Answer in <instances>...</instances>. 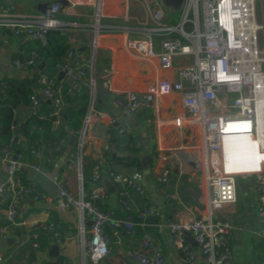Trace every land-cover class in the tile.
Masks as SVG:
<instances>
[{
	"label": "built area",
	"instance_id": "built-area-1",
	"mask_svg": "<svg viewBox=\"0 0 264 264\" xmlns=\"http://www.w3.org/2000/svg\"><path fill=\"white\" fill-rule=\"evenodd\" d=\"M0 1L3 2L0 5V29L10 30L14 36L24 37L41 47L48 42V30L63 32L66 26H80L66 24L58 18L63 8L57 0H27L42 4L41 10L27 13L18 10L16 0ZM65 1L66 7L100 6V0ZM120 1L124 11L122 26L115 29L123 35L124 50L130 57L151 64L155 75L152 90L141 93L132 89L123 91L114 96L113 106L125 116L150 106L156 117L149 122L156 130L168 127L175 130L172 147L167 151L157 147L149 161L155 179L167 184L172 172L170 163L181 159L183 167L190 168L189 178L196 181L200 190L197 211L190 220H164L174 246L181 252L182 264H228L232 259L229 242L233 238L234 227L222 219L220 211L235 204L240 176L251 177L254 182L259 223L255 236L264 240V62L254 61L256 51H259L257 55L262 54L258 32L264 30L256 21L258 0H181L178 9L164 6L161 0ZM189 13L193 15L191 19L188 18ZM186 24H190L191 31L185 30ZM254 24L257 28L252 31L251 25ZM98 30L96 27V34ZM37 59V53L31 51L29 57L14 58L11 64L19 73L27 74L35 69ZM54 67L53 74L40 73L37 80L40 99L49 101L55 109L57 119L53 128L60 125L64 88L68 93L75 88L88 90L87 112L77 134L74 151L64 153L68 146L66 138H61L55 145L32 146L29 160L13 154L9 145L1 149L0 173L3 172L5 177L0 178V197H6V205L0 209L3 223L0 224V241H7L20 224L16 219L23 197L32 195L34 201L44 197L49 199L37 193L35 184H24L17 172L28 168L46 175L41 164L52 166L64 153L62 165L77 177L78 190H70L57 173H50L48 179L61 200L56 208L59 211L71 209L79 215L83 256L90 264H101L111 244L105 228L107 224L113 230L123 228L130 236L134 235L135 226H147L150 209L146 202L143 207H137L129 194L133 191L138 196L144 195L143 171L138 172L135 168L116 171V166L107 168V180L114 186L118 204L126 212L134 213L140 223L114 219L110 211L97 205L98 202L103 204L109 194L100 176L101 166L95 164L89 177L85 174L83 162L86 131L92 124V118L96 117L93 109L97 85L94 67L74 49H70L64 60ZM60 74L75 87L63 86ZM101 86L108 92H115L107 80ZM159 101L170 114L167 121L158 117L161 111ZM39 105L40 100L32 97L29 106L18 105L13 115H25ZM97 118H100L99 114ZM123 132V128L118 130L119 134ZM129 137L135 147L141 145L135 134L131 133ZM236 140L247 142L251 154L247 151L242 162L234 166L228 148ZM9 143L21 145L24 139L12 136ZM109 146L114 148V143L110 142ZM46 151L49 154L46 155ZM178 151L183 153L181 157L175 156ZM93 153L99 157L98 160H103V150ZM254 156L257 161L251 162ZM165 199L178 198L173 193L165 194ZM86 219L90 222L87 231L84 227ZM48 229L52 230V225ZM186 234L192 238L195 248L186 239ZM62 241L56 237L53 243L59 246ZM32 246L38 248L36 243ZM128 256L135 264H166L164 255L148 233H144L140 245ZM0 264H3L1 256Z\"/></svg>",
	"mask_w": 264,
	"mask_h": 264
},
{
	"label": "crops",
	"instance_id": "crops-1",
	"mask_svg": "<svg viewBox=\"0 0 264 264\" xmlns=\"http://www.w3.org/2000/svg\"><path fill=\"white\" fill-rule=\"evenodd\" d=\"M15 4L22 13L39 11L42 8L41 2L38 1L16 0ZM123 14L124 11L121 8L120 0H100L99 8L92 5L66 7L58 15V18L66 24L80 25L78 28L66 26L62 33L67 35L70 49L82 53L86 63L93 65L97 78L96 88L102 90L100 97L98 99L94 98L93 101L96 117L92 118V124L86 131V144L83 152L85 174L90 177L92 168L98 163L101 166L100 176L102 180H107V168L113 166L111 165V156L114 153V148H110L109 146L110 142H112V129H117L118 133V130L123 128L124 132L122 134L129 136L133 133L137 136L141 141L139 147L142 163L145 158H148V156H151L155 152L157 147L166 151L172 147V137L175 136V130L172 127L158 131L149 120L138 119L136 113L125 116L113 106L114 96L123 91L132 89L141 93L154 88V67L142 60L130 57L124 50L123 35L119 30L115 29L122 26L121 17ZM68 18H73V20H69ZM84 25L93 26L94 28L87 32L82 28ZM96 27L99 28L97 34L95 33ZM79 33H82L84 40L76 38ZM95 42L96 45H94ZM0 43V80L14 78L22 81L23 79L32 78L36 69L27 74L19 73L12 66L11 61L14 58L25 59L29 57L31 51L36 52L38 45L24 37L14 36L7 29H0ZM81 48H85V50L79 51ZM38 65L37 72H40ZM46 65L45 63L43 69ZM60 79L63 86L75 87L65 77ZM106 80L110 87L115 90L114 93L102 88L101 83ZM34 89L39 94V84ZM159 103L161 104V111L158 117L167 121L170 114L165 111L163 103L160 101ZM151 112L153 117L150 121L156 117L152 108ZM97 114H99L100 118H97ZM22 116L24 115L20 113L16 115L17 118ZM102 134L104 135L103 137ZM76 138L78 137L76 136ZM238 141L241 142L240 140ZM103 146H106V148H103ZM101 149L106 156H103V160H98L99 157L93 152L96 150L102 151ZM228 149L230 150L231 164L234 166L242 162L246 151L251 154V149L247 147V144V150L241 151L236 141ZM68 151H70L68 148H64V153ZM45 153L47 155L49 151ZM64 153L61 154V159L55 161L52 166H47L44 162L41 164V168L46 175L37 174L28 168L17 172L18 177L24 184H35L37 193L42 196L46 195L49 199L44 197L34 201L32 195L23 197L19 205L18 219L20 224L16 227L15 233L7 241H0V256L3 258V264H26L29 262L39 264L42 260L49 262L56 260L57 257H61L65 264H90L84 258L82 252L81 219L79 215L71 209L64 211L57 210L56 206L59 202L48 195L43 188V184L49 180V174L55 172L64 180L70 190L77 192V177L73 172L65 170L62 165ZM182 154V152L178 151L175 153V156L181 157ZM251 159V162L257 161V157L255 156ZM180 162H182L181 159L170 163L172 172L167 184L164 185L158 182L151 169L148 177H145L142 173L141 183L144 188V195L138 196L135 192L129 191L131 199H133L137 207H143L146 202L151 215L158 218V223L149 227L152 230L148 234L164 255L166 264H182V262L181 252L174 246L172 236L164 220H190L196 214V207L198 206V203L197 205L190 203L184 206L179 201L176 188L180 178L184 177L189 183L198 188L196 181L192 177L189 178L188 173L190 172V168H184ZM4 177V173L1 172L0 178L3 179ZM253 190V203H247L237 208L236 199L235 204L226 206L220 211L222 219L230 222L234 227L233 238L229 242L232 259L228 264H261L264 261V252L256 249L260 239L255 236V232L259 229L256 214L257 196L255 185ZM173 193H176L178 199H165V194ZM199 196L196 198L197 202ZM174 203L175 205H173ZM103 204L106 205V210L110 211L112 215H120L119 210L121 207L118 204L115 192L109 193L107 200ZM5 205L6 197L0 198V209L4 208ZM49 211H54L57 214L60 220L61 234L63 235L62 243L59 246L57 245L59 251L56 257L49 254L52 246L55 245L54 243L43 253L38 252L29 243L31 231L44 226L49 217ZM129 217L132 218L129 213H126L125 219L127 220ZM88 222V219L84 222L86 231L89 228ZM1 223L2 217H0ZM193 246L195 248V245ZM133 248L134 242L131 238L117 235L112 240L109 253L102 260L101 264H105V262H109L110 264H135L128 256V253ZM32 256L34 260L29 261ZM199 259L200 256L198 254V261Z\"/></svg>",
	"mask_w": 264,
	"mask_h": 264
},
{
	"label": "trees",
	"instance_id": "trees-1",
	"mask_svg": "<svg viewBox=\"0 0 264 264\" xmlns=\"http://www.w3.org/2000/svg\"><path fill=\"white\" fill-rule=\"evenodd\" d=\"M2 4L3 2L0 1V5ZM68 19L73 20V18ZM69 50L70 45L67 35L62 32L51 33L48 36V42L45 46L41 47L38 45L36 47L38 59L36 61V71L32 78L23 79L22 81L14 78H4L0 80V90L2 91L0 93V151L9 145L13 154L21 155L23 160H29V150L32 146L39 144L55 145L61 138L68 139L70 133L77 136L82 127L89 104L88 90L83 88L74 89L73 92L68 93L66 92V88L62 89V105L59 111L60 125H58L57 128H53V122L57 119L54 114L55 109L52 104L42 101L37 90L34 89L38 84V75L40 73L53 74L55 71V64L62 62ZM41 61L47 65L42 71L37 72V65ZM32 97H36L40 100L39 107L30 110L20 118L14 116L13 110L20 104L29 106ZM136 117L142 120L152 119L151 108L149 106L142 107L140 111L136 112ZM62 120H65V125H62ZM12 136H14L15 139L19 137L23 138L24 144L28 145V149H23L24 144H10L9 139ZM111 138L114 143V153L112 156L110 155L111 165L118 166L122 170L135 168L140 172L143 165L140 157V147H135L133 140L128 135L118 134L117 129L111 130ZM66 148L70 151H74L75 146H66ZM104 156H106V154ZM148 158L150 159V156H148ZM176 190L182 205L186 206L190 203L197 205L198 202L196 198L200 195V191L184 177L179 179ZM97 205L101 209L106 210V205L100 202H98ZM173 205H175V203ZM126 213L132 216V222L134 224L140 223V220L135 214L126 212L122 208L119 210L120 215L111 214V217L125 220ZM16 220L19 221V219ZM158 221L157 217L150 215L146 219L147 226L145 228H140L138 225L135 226V233L132 236L126 234L123 228L113 230L109 224H107L105 228L110 235L111 242L117 235H122L123 237L131 238L134 242L133 249H136L140 245L139 243L144 233L150 232L152 229L149 227L157 224ZM50 225H52V230L48 229ZM56 237L63 239L60 220L54 211H49V217L44 226L31 231L29 243H36L38 245V252L43 253L50 247ZM256 249L264 252V240L258 242ZM33 260L34 257L32 256L29 261ZM62 261L61 257H57L54 261L48 262L42 260L39 264H61ZM105 264L110 263L105 262Z\"/></svg>",
	"mask_w": 264,
	"mask_h": 264
},
{
	"label": "water",
	"instance_id": "water-1",
	"mask_svg": "<svg viewBox=\"0 0 264 264\" xmlns=\"http://www.w3.org/2000/svg\"><path fill=\"white\" fill-rule=\"evenodd\" d=\"M57 1H58V3L61 5L62 8H65V7L67 6V3H66L65 0H57ZM161 1H162V4H163L164 6H166V7H167V6H170V7H172L173 9H178V7H179V5H180V2H181V0H161ZM82 28L88 32V31H91L92 28H94V27H93V26H89V25H84V26H82ZM58 32H59V31L56 30V29H50V30H48V32H47V36H49V34H51V33H58ZM76 38H77V39L84 40V37H83L82 33H79V34L76 36ZM84 50H85V48H81L79 51H84ZM44 65H45V63H44L43 61H41V62L39 63V65H38V70L41 71V70L43 69ZM60 77H62V74H60ZM101 94H102V90H101L100 88H96V89H95V95H94V98H95V99H98V98L100 97ZM47 103H50V102L47 101ZM62 125H65V120H62ZM16 133H17V131H16ZM75 143H76V135H74L73 133H70V134H69V137H68V140H67V144H68V146L73 147V146H75ZM23 149H24V150H27V149H28V145H27V144H24ZM150 168H151V163H150V161H149L148 158H145V159L143 160V165H142V171H143V174L145 175V177H148V176H149ZM115 170H116V171H120L121 168L117 166V167H115ZM103 185L105 186V188H106V190H107L108 193H112V192H114V186L111 184L110 181L104 179V180H103ZM43 188H44L45 192H46L48 195L52 196L56 201H58L59 203H61V200H60L59 197L57 196V194H56V192H55V187L53 186V184H52L51 181L47 180V181L43 184ZM0 198H1V197H0ZM127 220H128V221H132V218L129 217ZM87 225L89 226V225H90V222H88ZM185 237H186V239H187L189 242H191V243L194 245V243H193V241H192V238L190 237L189 234H186ZM58 249H59V248H58L57 245H53L52 248H51V250H50V252H49V254H50L51 256H55V257L58 256V251H59Z\"/></svg>",
	"mask_w": 264,
	"mask_h": 264
},
{
	"label": "rangeland",
	"instance_id": "rangeland-1",
	"mask_svg": "<svg viewBox=\"0 0 264 264\" xmlns=\"http://www.w3.org/2000/svg\"><path fill=\"white\" fill-rule=\"evenodd\" d=\"M160 1V0H158ZM153 6V5H152ZM166 11V10H165ZM256 21L259 25L264 27V0H258L256 1ZM193 17L192 13H189L188 18L191 19ZM186 31H191L190 24L185 25ZM258 46L259 50L262 53L260 57L264 56V30L258 32ZM262 70H264V64H262ZM236 140L239 144V149L241 151H246V142L244 140ZM247 152V151H246ZM254 183L251 177H244L240 176L237 179V185H236V195H237V208H240L247 203H253L254 202V193H253Z\"/></svg>",
	"mask_w": 264,
	"mask_h": 264
},
{
	"label": "bare ground",
	"instance_id": "bare-ground-1",
	"mask_svg": "<svg viewBox=\"0 0 264 264\" xmlns=\"http://www.w3.org/2000/svg\"><path fill=\"white\" fill-rule=\"evenodd\" d=\"M252 27V31H254L255 30V28H257V24H256V26H255V24L254 25H251ZM262 29H264V27H262ZM259 51H256V53L254 54V61H256V62H264V56H262V57H260L259 55H257V53H258ZM262 84H264V82H262ZM262 93H264V91H262ZM246 144H247V147H249V145H248V143L246 142Z\"/></svg>",
	"mask_w": 264,
	"mask_h": 264
}]
</instances>
